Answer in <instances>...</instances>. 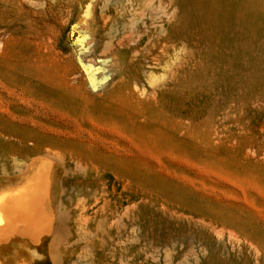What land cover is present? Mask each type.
Here are the masks:
<instances>
[{
    "label": "rangeland",
    "instance_id": "rangeland-1",
    "mask_svg": "<svg viewBox=\"0 0 264 264\" xmlns=\"http://www.w3.org/2000/svg\"><path fill=\"white\" fill-rule=\"evenodd\" d=\"M253 1L0 0V193L48 169L61 264H264Z\"/></svg>",
    "mask_w": 264,
    "mask_h": 264
},
{
    "label": "bare ground",
    "instance_id": "bare-ground-1",
    "mask_svg": "<svg viewBox=\"0 0 264 264\" xmlns=\"http://www.w3.org/2000/svg\"><path fill=\"white\" fill-rule=\"evenodd\" d=\"M242 1L235 0L233 10L237 13L243 10L245 3ZM262 2L263 0H254L250 4L252 21L264 22ZM223 15L224 11L218 14L219 17ZM231 20L235 24L251 21L235 14L231 16ZM51 182L48 169L39 168L18 189L0 193V264H12L17 260V256L6 252L8 249L16 251L15 254L24 249H32L29 251L31 254L38 248L43 251L41 257L32 253L37 259L31 256L32 259L25 258L17 264H61L67 244L57 240L63 216L58 212Z\"/></svg>",
    "mask_w": 264,
    "mask_h": 264
}]
</instances>
